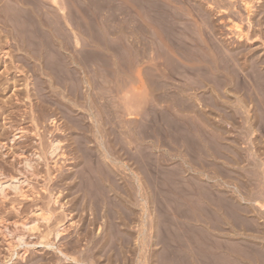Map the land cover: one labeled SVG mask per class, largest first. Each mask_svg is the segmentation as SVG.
Wrapping results in <instances>:
<instances>
[{
  "label": "rangeland",
  "instance_id": "374dc122",
  "mask_svg": "<svg viewBox=\"0 0 264 264\" xmlns=\"http://www.w3.org/2000/svg\"><path fill=\"white\" fill-rule=\"evenodd\" d=\"M245 1L252 0H0V168L19 176L26 157L33 164L21 184L29 196L12 190L0 195V264H75L55 247L39 243L49 238L77 258L87 254L80 264L95 262L93 252L100 254V264L113 255L116 261L123 258L121 264H146L157 253L154 264H264V85L258 81L264 67V0L249 4L250 21ZM236 50L240 56L235 59ZM202 65L211 66L209 74ZM231 65L240 71L234 74ZM252 94L257 104L242 101ZM233 97L234 103L228 99ZM175 100L181 108L180 102L190 100L195 111L178 108ZM216 100L229 105V112L245 110L237 119L223 117ZM181 123L186 124L181 128ZM188 137L195 140L190 154ZM53 139L61 146L55 155L48 150ZM216 144L225 149L221 155ZM39 206L52 209V220L31 212ZM23 220L38 223L31 229L21 225ZM61 224L57 240L54 228ZM21 235L36 244L27 248L18 241ZM190 235L199 244L189 241Z\"/></svg>",
  "mask_w": 264,
  "mask_h": 264
},
{
  "label": "bare ground",
  "instance_id": "6f19581e",
  "mask_svg": "<svg viewBox=\"0 0 264 264\" xmlns=\"http://www.w3.org/2000/svg\"><path fill=\"white\" fill-rule=\"evenodd\" d=\"M241 1H242V0H241ZM247 1H249V0H247ZM252 1H253V0H252ZM252 1H250V2H246V1H245V3L243 2V3L245 4L246 12L248 13V19H249V21H250V19H251L250 17L252 16V15H251V14H252V9H251L252 6H250L249 4H251ZM262 2H263V1H262ZM241 3H242V2H241ZM262 4H264V3H262ZM243 6H244V5H243ZM261 6H262V5H261ZM26 10H27V9H26ZM263 10H264V9H262V11H263ZM28 11H29V10H28ZM260 12H261V7H260ZM263 12H264V11H263ZM250 15H251V16H250ZM259 16H260V15H259ZM255 17H257V16H255ZM262 19H263V20H262L263 22H262V25H261V26H263V24H264V15H263ZM253 20H254V18H253ZM255 20H256V19H255ZM255 20H254V22H252V23H255ZM259 21H260V20H259ZM259 21H258V22H259ZM256 23H257V22H256ZM260 23H261V21H260ZM254 25H255V24H254ZM251 26H253V25L251 24ZM256 26H258V25H256ZM253 27H254V26H253ZM262 30H263V29H262ZM14 32H15V31H14ZM12 33H13V32H12ZM260 33H261V32H260ZM257 34H258V32H257ZM262 34H264V32H263ZM6 35H7V34H6ZM14 35H15V34L13 33V36H14ZM240 35H241V34H240ZM258 35H259V34H258ZM258 35H256V36L258 37ZM7 36H8V35H7ZM241 36H242V35H241ZM239 37H240V36H239ZM259 37H260V36H259ZM261 37H262V35H261ZM2 38H4V37H2ZM263 38H264V37H263ZM0 39H1V38H0ZM9 39H11V38H9ZM15 39H16V38H15ZM4 40H5V39H4ZM248 41L250 42V40H248ZM3 42H4V41H3ZM7 42H8V41H7ZM1 44H2V43H1ZM249 44H250V43H249ZM18 45H19V44H17V46H18ZM37 45H38V44H37ZM228 45H230V44H228ZM228 45H227V46H228ZM225 46H226V45H225ZM227 46L225 47V49L229 50V49L227 48ZM38 47H39V46H38ZM240 47H241V46H240ZM22 48H23V47H22ZM36 48H37V47H36ZM229 48H230V47H229ZM238 48H239V47H238ZM248 48H249V47H248ZM219 49H220V48H219ZM222 49H224V48H222ZM230 49H231V48H230ZM232 49H233V48H232ZM235 49H237V48L234 47L233 52L235 51ZM240 49H241V48H240ZM242 49H243V48H242ZM23 50H24V49H23ZM244 50H245V49H244ZM219 51H220V50H219ZM219 51H218V53H219ZM229 51H232V50H229ZM236 51H237V50H236ZM239 51H240V50H239ZM242 51H243V50H242ZM248 51H249V49H248ZM251 51H253V50L251 49ZM251 51H250V52H251ZM4 52H5V51H4ZM34 52H35V51H34ZM216 52H217V51H216ZM221 52H222V51H221ZM255 52H256V51H255ZM257 52H259V51H257ZM27 53H28V52H27ZM37 53H38V52H37ZM194 53H195V52H194ZM223 53H224V52L221 53L222 56H221V55H219V56H220V57H223V55L226 53V50H225V53H224V54H223ZM231 53H232V52H231ZM239 53H240V52H239ZM245 53H246V51H245ZM251 53H252V52H251ZM4 54H7V53H4ZM34 54H35V53H34ZM38 54H39V53H38ZM200 54H201V53H200ZM208 54H209V53H208ZM233 54H234V53H233ZM237 54H238V51H237V53L235 54V59H236ZM242 54H243V52H242ZM247 54H248V53H247ZM256 54H258V53H256ZM259 54H260V53H259ZM43 55H44V54H43ZM190 55H191V54H190ZM198 55H199V54H198ZM198 55H197V58H198ZM202 55H203V54H202ZM202 55H201V56H202ZM210 55H211V54H210ZM225 55H227L228 58L230 57V56H228V55H230V54H227V53H226ZM238 55H239V54H238ZM245 55H246V54H245ZM249 55H250V54H249ZM251 55H252V54H251ZM23 56H25V55H23ZM201 56H200V57H201ZM239 56H240V55H239ZM246 56H247V55H246ZM26 57H27V56H26ZM26 57L23 58L22 60H23V61H24V59L27 60L28 58H26ZM38 57H39V55H38ZM195 57H196V56H195ZM200 57H199V58H200ZM227 57H225V58H227ZM241 57H242V56H241ZM243 57H244V56H243ZM247 57H248V56H247ZM35 58H36V57H35ZM40 58H41V57H40ZM189 58L191 59V56H190ZM201 58H202L201 60H203V57H201ZM213 58H215V57H213ZM228 58H227V59H228ZM253 58H255V55H253ZM263 58H264V57H263ZM217 59H219V58L217 57ZM207 60H208V58H207V59L205 58V61H207ZM212 60H214V59H212ZM222 60H223V58H221L220 61H222ZM229 60H230V59H229ZM229 60H228V61H229ZM240 60H242V59H240ZM247 60L249 61V58H247ZM250 60H251V58H250ZM254 60H257V59L255 58ZM262 60H263V59H262ZM27 61H28V60H27ZM190 61L192 62V60H190ZM193 61H195V60H193ZM209 61H210V60H208L207 62H209ZM218 61H219V60H218ZM220 61H219V62H220ZM258 61H259V60H258ZM260 61H261V60H260ZM263 61H264V60H263ZM249 62H250V61H249ZM213 63H214V62H213ZM228 63H230V61H229ZM258 63H259V62H258ZM214 64H215V63H214ZM218 64H220V63H218ZM225 64H226V61H225ZM259 64H260V63H259ZM261 64H262V63H261ZM263 64H264V63H263ZM184 65H185V64H183V66H184ZM203 65H204V64H203ZM203 65H202L201 67L204 68ZM221 65H222V63H221ZM226 65H227V67H228V64H226ZM226 65H225V66H226ZM252 65H253V63H252ZM256 65H257V64H256ZM215 66H216V65H215ZM215 66H213V69L216 71L217 69L214 68ZM217 66H218V65H217ZM225 66H224V69H226ZM232 66H233V65H231V68H230V69L235 68V71L232 69V70H233L232 72L234 73V72L237 71V70H236V66H233V67H232ZM189 67H190V66H189ZM206 67H207V66H206ZM206 67H205V68H206ZM210 67H211V66H210ZM210 67H209L208 69H205V68H204L205 70H208V74H209V71H210ZM220 67H221V66H220ZM229 67H230V66H229ZM244 67H245V66H244ZM262 67H263V66H262ZM7 68H8V67H7ZM196 68H197V67H196ZM221 68H222V67H221ZM240 68H241V66H240ZM251 68H252V67H251ZM254 68H255V70H257V67H254ZM260 68H261V67H260ZM263 68H264V67H263ZM263 68H262L263 71H261V74L259 75V73H258V75H259L258 81H259V79H260V80L262 79L263 81H262V80H261V81L263 82V85H264V69H263ZM8 69H9V68H8ZM185 69H186V68H185ZM204 69H203V70H204ZM211 69H212V68H211ZM230 69H229V70H230ZM237 69H238V68H237ZM241 69L245 70V68H241ZM190 70H191V69H190ZM198 70H199V67L196 69V72H197ZM200 70H202V69L200 68ZM226 70L228 71V69H226ZM259 70H260V69H259ZM7 71H8V70H7ZM7 71H6V72H7ZM238 71H240V69H239ZM238 71H237L236 73H238ZM245 71H246V70H245ZM6 72H5V73H6ZM189 72H190V71H189ZM212 72H213V71H212ZM220 72H221V71H220ZM230 72H231V71H230ZM210 73H211V72H210ZM217 73H218V72H217ZM217 73H215L216 76H217ZM225 73H226V72H225ZM233 73H230L231 76L233 75ZM241 73H242V72H241ZM256 73H257V72H256ZM211 74H212V73H211ZM213 74H214V73H213ZM227 74H228V72H227ZM234 74H235V73H234ZM242 74H243V73H242ZM236 75H238V74H236ZM6 76H7V75H6ZM201 76H203V78L205 79L204 75H201ZM208 76H209V75H208ZM208 76H207V77H208ZM214 76H215V75H214ZM220 76H221V74H220ZM229 76H230V75H229ZM238 76H239V75H238ZM238 76H236L235 78H237ZM240 76H241V75H240ZM8 77H9V76H8ZM198 77H199V76H198ZM218 77H219V76H218ZM222 77H223V76H221L220 80H223V79H224V78L222 79ZM227 77H228V76H227ZM255 77H256V75H255ZM203 78H202V79H203ZM213 78H214V77H213ZM215 78H217V77H215ZM215 78H214V79H215ZM232 78H234V77H232ZM232 78H231V79H232ZM240 78H241V77H240ZM9 79H11V77H10ZM9 79H8V80H9ZM206 79H209V78H206ZM206 79H205V80H206ZM210 79H212V78H210ZM252 79L256 80L257 78H253V77H252ZM11 80H12V79H11ZM200 80H201V79H200ZM215 80H217V82H218L219 79H215ZM235 80H236V82H237V79H235ZM241 80H242V79H241ZM254 80H253V81H254ZM238 81H239V80H238ZM242 81H243V80H242ZM253 81H252V82H253ZM261 81H259V82H261ZM7 82H9V81H7ZM11 82H12V81H11ZM13 82H14V81H13ZM192 82H193V81H192ZM210 82H211V81H210ZM219 82H220V81H219ZM227 82H228V81H227ZM259 82H258V83H259ZM4 83H5V82H4ZM201 83H202V82H201ZM228 83H229V82H228ZM231 83H232V81H231ZM254 83H255V82H253V85H254V87H255V85H257V84H254ZM5 84H7V83H5ZM187 84H188V83H187ZM204 84H205V83H204ZM204 84H203V87H204ZM220 84H221V86L223 87V83H220ZM232 84H233V83H232ZM239 84H240V83H239ZM241 84H242V83H241ZM243 84H244V82H243ZM243 84H242V86H243ZM245 84H246V86L244 85L245 87L250 86L248 83H245ZM247 84H248V86H247ZM259 84H260V83H259ZM259 84L257 85V88L260 87ZM8 85H9V84H8ZM13 85H15V84H13ZM193 85H194V84H193ZM213 85H214V84H213ZM225 85H227V83H226ZM229 85H230V84H229ZM236 85H238V82H237ZM236 85H234L236 88H235V87H233V88H235L237 91H240L241 89L238 88V89H240V90H238ZM260 85H261V84H260ZM1 86H2V84H1ZM3 86H4V85H3ZM9 86H11V85H9ZM182 86H183V85H182ZM194 86H195V85H194ZM196 86H197V85H196ZM201 86H202V85H201ZM218 86H219V88H221L220 85H218ZM242 86H240V87L243 88L244 86H243V87H242ZM211 87H212V85H211ZM213 87H214V86H213ZM224 87H225V86H224ZM250 87H252V84H251ZM5 88H7V86H6ZM187 88H188V87H187ZM195 88H196V87H195ZM214 88H215V87H214ZM182 89H183V88H182ZM216 89H217V88H215V90H216ZM226 89H227V88H226ZM228 89L231 90L232 87H231V88L229 87ZM235 89H234V90H235ZM245 89H246V88H245ZM261 89H262V87H261ZM263 89H264V86H263ZM3 90H4V89H3ZM180 90H181V89H180ZM185 90H186V89H185ZM219 90H220V89H219ZM234 90H233V91H234ZM247 90H248V89H247ZM250 90H251V89H250ZM227 91H228V90H227ZM258 91H259V89H258ZM177 92H178V91H177ZM181 92H182V91H181ZM181 92H180V93L178 92V94H180V95L183 94V93H181ZM183 92H185V91H183ZM206 92H207V90H206ZM216 92H218V90H217ZM223 92H224V91H223ZM231 92H232V91H231ZM248 92H249V91H247V93H248ZM250 92L253 93L254 91H253V92L250 91ZM260 92H261V91H260ZM263 92H264V91H263ZM187 93H188V92H187ZM202 93H203V92H202ZM236 93H237V92H236ZM245 93H246V92H245ZM254 93H255V92H254ZM254 93H253V94H254ZM165 94H166V93H165ZM215 94H216V93H215ZM225 94H226V93H225ZM253 94L251 95V97H248V96H247L248 98H247V97H246V98H242V97H243V96H242V97H241L242 101H245V102L249 103V102H251V101L254 99V100H255V103L257 104V101H258L257 99H258V98L255 99L254 97H252ZM162 95H163V94H162ZM166 95H167V94H166ZM173 95H174V94H173ZM218 95H219V94H218ZM218 95H215V98H216V99H218V98H217ZM220 95H221V93H220ZM222 95H223V97H222ZM222 95H221V98H224V97H225L224 93H222ZM242 95H243V94H242ZM245 95H246V94H245ZM159 96H160V95H159ZM163 96H165V95H163ZM174 96H176V98L178 97V96L176 95V92H175V95H174ZM174 96H173L172 98H174ZM187 96H188V95H187ZM210 96H211V95H210ZM216 96H217V97H216ZM238 96H239V95H238ZM238 96H237V97H238ZM255 96H256V95H255ZM169 97H170V96H169ZM207 97L209 98V96H207ZM230 97H232V96H230ZM235 97H236V96H235ZM165 98H166V97H165ZM172 98H171V99H172ZM176 98H174V99H176ZM178 98H180V97H178ZM186 98L188 99V97H186ZM205 98H206V97H205ZM212 98H214V97H211L212 102H215V101H213ZM221 98H219V99H221ZM226 98H227V97H226ZM251 98H252V99H251ZM168 99H169V98H168ZM174 99H173V100H174ZM181 99H182V98H181ZM193 99H194V98H193ZM202 99H203V98H202ZM209 99H210V98H209ZM219 99H218V100H219ZM228 99H232V100H233L234 97H233V98H228ZM228 99H225V100L228 101ZM235 99H236V98H235ZM237 99H239V98H237ZM206 100H207L208 102H209V101L211 102V100H208V99H206ZM225 100H224V101H225ZM232 100H230V101H232ZM256 100H257V101H256ZM186 101L189 102L190 100H186ZM216 101H217V100H216ZM176 102L178 103V101L175 100L174 104H175ZM188 102L183 101L182 103L180 102L179 105H182V107H183V108L185 107L184 109H186L187 107L189 108V106L191 107L192 104H193V102H191L192 104H190V103H188ZM199 102H200V101H199ZM202 102H203V101H202ZM210 102H209L208 104H210ZM212 102H211V104H213ZM217 102H218V101H217ZM225 102H226V101H225ZM234 102H235V101L233 100L232 103H234ZM177 103H176L175 106H177ZM196 103L198 104L197 101H196ZM196 103H195V104H196ZM226 103H228V102H226ZM232 103H231V104H232ZM239 103H240V102H238L237 105H240ZM241 103H242V102H241ZM221 104L224 105L223 100H222V102H221V101L218 102V104L216 103L217 107L219 108V109H218V110H219V113L221 112L222 115H223V117L226 116V115H228V114H229L228 116L230 117V114H231L232 117H233L234 119H237V114L240 113V110H243V109H244V107L238 109V108H236V107L234 106L235 108H234V109H233V108L231 109L232 112H231V111L229 112V108H230L229 105L223 107V106H221ZM235 104H236V103H235ZM243 104H244V103H243ZM243 104H242V105H243ZM256 104H255V105H256ZM216 105H215V106H216ZM225 105H226V104H225ZM242 105H241V106H242ZM245 105H246V104H245ZM253 105H254V104H253ZM195 106H197V105H194V107L192 106V107H191L192 109H191V108H190V109H191L192 111H195V110H193L194 108H196ZM202 106H203V105H202ZM205 106H206V105H204V107H205ZM210 106H211V105H210ZM250 106H251V104H250L249 106H247V107H250ZM256 106H257V105H256ZM256 106H255V107H256ZM177 107H178V108H181L180 106H177ZM217 107H216V109H217ZM220 107H221V108H220ZM222 107H223V108H222ZM226 107H229L228 110H227ZM238 107H239V106H238ZM259 107H260V106H259ZM178 108H177V109H178ZM183 108H181V109H183ZM188 108H187V109H188ZM198 108H200V106H199ZM211 108H212V107H211ZM184 109H183V110H184ZM190 109H188V110H190ZM201 109H203V108L201 107ZM213 109H214V108H213ZM216 109H215V110H216ZM235 109H236V111H234ZM249 109H250V108H249ZM256 109H257V108H256ZM259 109H260V108H258V110H259ZM174 110H175V109H174ZM198 110H199V109H198ZM203 110H205V109H203ZM206 110H207V109H206ZM209 110H211V109H209ZM244 110H245V109H244ZM252 110H254V108H252ZM258 110H255V111H258ZM200 111H201V110H199V112H200ZM211 111H212V110H211ZM249 111H250V110H249ZM255 111H254V112H255ZM180 112H181V111H180ZM196 112H198V111L196 110ZM246 112H248V111H246ZM175 113H176V112H175ZM200 113L202 114V111H201ZM205 113H208V111H206ZM205 113H204V114H205ZM209 113H210V112H209ZM213 113H214V112H213ZM216 113H218V112L216 111ZM248 113H249V112H248ZM195 114H196V113H195ZM204 114H202V115H204ZM210 114H211V113H210ZM255 114H256V113H255ZM255 114H254V115H255ZM173 115H174V114H173ZM176 115H177V114H176ZM176 115H175V116H176ZM178 115H179V114H178ZM218 115H219V114H218ZM233 115H234L235 117H234ZM199 116H200V115H199ZM199 116H198V118H199ZM206 116H207V114H206ZM206 116H205V117H206ZM177 117H178V116H177ZM217 117H218V116H217ZM217 117H216V118H217ZM221 117H222V116H221ZM229 117H227V118H229ZM253 117H254V116H253ZM192 118H193V117H192ZM196 118H197V117H196ZM196 118H195V119H196ZM202 118H203V117H202ZM208 118H209V117H208ZM211 118H213V117H211ZM216 118H215V119H216ZM219 118H220V117H219ZM248 118H249V117H248ZM248 118H247V119H248ZM193 119H194V118H193ZM220 119H221V118H220ZM220 119H219V120H220ZM229 119H230V118H229ZM231 119H232V118H231ZM249 119H251V118H249ZM256 119H257V118H256ZM209 120H210V118H209ZM219 120H218V121H219ZM221 120H223V119H221ZM221 120H220L219 123H221ZM225 120H226V119H225ZM52 121H53V122L55 121V118H54V117H52ZM177 121H180V120H177ZM183 121H184V120H183ZM187 121H188V120H187ZM211 121H212V120H211ZM214 121H215V120H214ZM218 121H216V122H218ZM237 121H238V120H237ZM245 121H246V120H245ZM251 121H253V120L251 119ZM251 121L249 120L250 123H251ZM8 122H9V121H7L6 123L8 124ZM175 122H176V120L174 121V123H175ZM181 122H182V121H181ZM191 122H192V121H191ZM216 122H215V123H216ZM246 122H248V120H247ZM255 122H256V121H255ZM186 123L188 124V122H186ZM186 123H185V124H186ZM195 123H196V122H195ZM213 123H214V122H213ZM241 123H242V122H241ZM179 124H180V123H176V125H179ZM185 124H182V123H181V125H182L181 128L184 127ZM216 124L218 125V123H216ZM226 124H227V123H226ZM11 125H12V124H11ZM228 125H229V124H228ZM174 126H175V125H174ZM221 126H222V125H220V126L218 125V126H216V127L219 128V127H221ZM229 126H230V125H229ZM229 126H228V127H229ZM56 127H57V126H56ZM189 127H190V126H189ZM193 127H195V126L193 125ZM202 127H203V126H202ZM228 127H227V128H228ZM230 127H231V126H230ZM254 127H255V126H254ZM57 128H58V127H57ZM181 128H180V129H181ZM191 128H192V126H191ZM191 128H190V129H191ZM193 129H194V128H193ZM58 130H59V128H58ZM178 130H179V129H178ZM174 131H176V129H174ZM191 131H192V130H191ZM254 131H255V130H254ZM233 138H234V137H233ZM15 139H16V134H14V135L10 138L11 141H13V140H15ZM254 139H255V138H254ZM111 140H112V139H111ZM172 140H173V139H172ZM185 141H186L187 145H188V143H190L189 146H188V149L186 150L187 153L190 154V152H191V151H190V148H191L192 146H194L193 143L195 142V140H194V138L188 137V139H186ZM263 141H264V140H263ZM174 142H175V141H174ZM115 143H116V142H115ZM214 143H216V142H214ZM120 145H121V144H120ZM216 145H217V144H216ZM1 146H2V145H1ZM112 146H113V145H112ZM200 146H201V145H199V147H200ZM202 146H203V145H202ZM213 146H214V145H213ZM255 146H256V145H255ZM106 147H107V146H106ZM115 147H116V146H115ZM189 147H190V148H189ZM197 147H198V146H197ZM204 147H205V146H204ZM60 148H61V146H60V141H59L58 139H53V140L51 141L50 148H49L48 150H49V153H50L51 155H55V154H58V151H59ZM200 148H201V147H200ZM223 148H224V147H222V149H220V147H218V145H217V149H216V150H217L218 153L220 154V152H223V151L225 150V149H223ZM257 148H259V147H257ZM84 149H85V148H84ZM108 149H109V148H108ZM121 149H122V147H121ZM112 150H113V148H112ZM222 150H223V151H222ZM228 150H229V149H228ZM83 151H84V150H83ZM108 151H109V150H108ZM120 152H121V151H120ZM121 153H122V152H121ZM125 153H126V152H125ZM125 153H124V154H125ZM256 153H257V152H256ZM86 155H87V154H86ZM129 155H130V153H129ZM174 155H175V154H174ZM220 155H221V154H220ZM227 155H228V154H227ZM120 156H123V155H120ZM131 156H132V155H131ZM216 156H217V155H216ZM96 157H97V156H96ZM194 157H195V156H194ZM218 157H219V155H218ZM218 157H217V159H218ZM222 157H224V155H223ZM98 158H99V157H98ZM121 158H122V157H121ZM124 160H125V159H124ZM193 160H194V159H193ZM224 160H225V158H224ZM232 160H233V159H232ZM194 161H195V160H194ZM241 161H242V160H241ZM225 162H226V161H225ZM104 163H105V162H104ZM241 165H242V164H241ZM105 166H106V165H105ZM2 167H3V166H2ZM103 167H104V166H103ZM115 167H116V166H115ZM32 168H33V164L30 162V160H29L27 157H26V158L24 159V161H23V168H21V169L18 168V171H19V174H20L19 176H15V175L12 174V173H11V174H9V173L6 174V173L2 170V168H0V195H1V196H7V194H8V190H12L14 193H16V194H18V195H20V196H29V195H27V192H26L25 190H23L21 184H22L24 181H27V175H26V173H29V172L32 170ZM117 168H120V167H117ZM99 169H100V168H99ZM104 169H105V168H104ZM108 169H109V168H108ZM122 169H123V168H122ZM135 169H136V168H135ZM32 171H33V170H32ZM181 171H182V170H181ZM109 172H110V170H109ZM30 173H32V172H30ZM111 174H112V173H111ZM111 174H110V175H111ZM136 174H137V173H136ZM102 175H103V174H102ZM199 175H200V174H199ZM199 175H198V176H199ZM122 176H123V175H122ZM139 176H140V175H139ZM232 176H233V175H232ZM115 177H116V176H115ZM138 179H140V178L135 179V181L138 180ZM120 181H121V180H120ZM123 183H124V182H123ZM137 183H138V182H137ZM112 184H113V183H112ZM69 185H71V184H69ZM197 186H198V185H197ZM69 187H71V186H69ZM72 187H73V186H72ZM72 187H71V189H72ZM119 188H120V187H119ZM235 188H236V187H235ZM107 190H108V189H107ZM90 191H91V190H90ZM136 191H137V190H136ZM141 191H142V190H141ZM96 192H97V191H96ZM186 192H187V191H186ZM200 192H202V191H200ZM212 192H213V191H212ZM107 193H108V192H107ZM205 193H206V192H202L200 195H204V197H205V196H207ZM83 194H84V193H83ZM91 194H92V193H91ZM185 194H186V193H185ZM213 194H215V193L213 192ZM106 195H108V194H105V196H106ZM50 196H51V195H50ZM80 196H81V195H80ZM87 196H88V195H87ZM90 196H91V195H90ZM105 196H104V197H105ZM108 196H109V195H108ZM8 197H9V196H8ZM93 197H94V196H93ZM113 197H114V196H113ZM142 197H143V196H142ZM33 198H34V197H33ZM37 198H38V196H37ZM40 198H41V197H40ZM40 198H39V199H40ZM95 198H96V196H95ZM99 198H100V197H98V200L96 201V203L99 201ZM106 198H107V197H106ZM108 198H110V197H108ZM205 198H206V197H205ZM52 199H53V201H54L55 203L59 202V201H58L59 198H58L56 195H54V196L52 195ZM79 199H80V198H79ZM84 199H85V198H84ZM148 199H149V198H148ZM206 199H207V201H208L209 199L212 200V196L209 195L208 198H206ZM3 200H4V199H3ZM5 200H6V199H5ZM104 200H105V199H104ZM107 200H108V199H106V201H107ZM115 200H116V199H115ZM213 200H214V199H213ZM213 200H212V201H213ZM53 201H52V202H53ZM79 201H80V200H79ZM83 201H85V200H83ZM83 201L81 200V202H83ZM212 201H211L210 203H213L214 201L216 202L217 200H214L213 202H212ZM86 202H87V201H86ZM215 202H214V203H215ZM87 203H88V202H87ZM100 203H101V202H100ZM100 203H99V204H100ZM103 203H104V201H103ZM203 203H205V202H203ZM217 203H218V202H217ZM61 204H62V203H61ZM93 204H94V203H93ZM97 204H98V203H97ZM105 204H106V203H105ZM115 204H116V203H115ZM206 204H208V203H206ZM82 205H83V204H82ZM84 205H85V204H84ZM90 205H91V204H90ZM90 205H89V206H90ZM102 205H103V204H102ZM106 205H107V207H108V204H106ZM190 205H191V204H190ZM218 205H219V204L216 205V203H215V206H218ZM237 205H238V204H237ZM15 206H16V205H15ZM37 206H38V205H37ZM87 206H88V205H87ZM91 206H92V205H91ZM95 206H96V207H95ZM98 206H99V205H98ZM98 206H97L96 204H94V207L97 209V211L99 210V209L97 208ZM110 206H111V205H110ZM121 206H122V205H121ZM202 206H203L205 209H207L206 211H209V208L207 207L208 205H205V206L202 205ZM213 206H214V204H213ZM19 207H20V206H19ZM19 207L17 206L16 209L18 210ZM21 207H22V206H21ZM105 207H106V206H105ZM118 207H119V206H118ZM124 207H125V206H124ZM222 207H223V206H222ZM226 207H227V206H226ZM230 207H231V206H230ZM33 208H34V207H33ZM33 208H32V209H33ZM62 208H63V207H62ZM85 208H86V207H85ZM87 208H88V207H87ZM120 208H121V207H120ZM211 208H212V207H211ZM217 208H219V207H217ZM16 209H15V210H16ZM22 209H23V208H22ZM69 209H70V208H69ZM83 209H84V208H83ZM88 209H89V208H88ZM118 209H119V208H118ZM17 210H16V211H17ZM67 210H68V208H67ZM86 210H87V209H86ZM94 210H95V209H94ZM121 210H122V209H121ZM123 210H124V209H123ZM123 210H122V211H123ZM218 210H219V209H218ZM69 211H70V210H69ZM71 211H72V209H71ZM71 211H70V212H71ZM128 211H129V209H128ZM219 211H220V210H219ZM17 212H18V211H17ZM31 212L37 213V215H40V217H41L44 221H47V222H49L50 220H52V218L54 217V213L52 212V209H49V208H45V209H44V207H43V209H42V206L35 207ZM108 212H110V209L108 210ZM108 212H107V210H106L107 215L110 216V214H108ZM209 212H210V211H209ZM112 213H114V212H112V210H111V214H112ZM122 213H123V212H122ZM133 213H134V212H133ZM231 213H232V212H230V215H231ZM252 213H253V212H252ZM32 214H33V213H32ZM99 214H102V213H99ZM99 214H98V216H100ZM193 214H194V213H193ZM193 214H190L192 219H193V217L195 218V214H194V215H193ZM234 214L236 215L235 212H234ZM234 214L232 213L233 216H234ZM4 216H5V215H4ZM98 216H97V217H98ZM108 216H107L106 219L109 220L110 225H111V224H114L113 222L111 223V221H112L113 219H112V218L109 219ZM119 216H120V215H119ZM129 216H130V215H129ZM196 216H197V215H196ZM199 216H200L201 221L204 222V221H205V218H204L203 216H201V215H199ZM199 216H198V218H199ZM21 217H22V216H21ZM36 217H37V216H36ZM95 217H96V216H95ZM95 217H94V218H95ZM102 217H103V216H102ZM121 217H122V216H121ZM123 217H124V216H123ZM127 217H128V216H127ZM211 217H212V215H211ZM231 217H232V216H231ZM246 217H247V216H246ZM2 218H3V217H2ZM2 218H0V220H1ZM115 218H116V217H115ZM234 218H235V217H234ZM234 218H233V219H234ZM240 218H241V217H240ZM37 219H38V217H37ZM88 219H89V218H88ZM97 219H99V217H98ZM111 219H112V220H111ZM125 219H126V218H124V220H125ZM196 219H197V218H196ZM34 220H35V219H33L32 221H34ZM92 220H93V219H92ZM110 220H111V221H110ZM120 220H123V219H120ZM120 220H118V221H120ZM193 220H194V219H193ZM198 220H199V219H198ZM198 220H197V222H200V221H198ZM248 220H249V219H248ZM2 221H3V220H2ZM2 221H1V222H2ZM23 221H24V220H23ZM30 221H31V220H30ZM38 221H39V220H38ZM94 221H95V220H94ZM104 221H105V220H104ZM6 222H7V221H6ZM87 222H88V221H87ZM87 222H86V223H87ZM95 222H96V221H95ZM97 222H98V220H97ZM120 222H121V221H120ZM123 222H124V221H123ZM123 222H121L120 224L122 225V224H125V223H126V222H124V223H123ZM222 222H223V221H222ZM19 223H20V222H19ZM19 223H18V224H19ZM21 223H22L21 225H22V226H25L26 228L34 229L36 223H38V222H34V223H33V222H29V221L25 220L24 222H21ZM89 223H90V222H89ZM89 223H88V224H89ZM92 223H93V222H92ZM92 223H91V225H92ZM101 223H102V222H101ZM130 223H131V222H130ZM154 223H155V222H154ZM205 223H206V221H205ZM207 223H208V222H207ZM18 224H17V225H18ZM93 224H94V223H93ZM96 224H97V223H96ZM96 224H95V225H96ZM156 224H157V223H156ZM156 224H153V225H156ZM190 224H191V223H189V225H190ZM5 225H6V224H5ZM10 225H11V224H10ZM17 225H16V226H17ZM84 225H85V224H84ZM116 225H118V224H116ZM116 225H114V227H115ZM121 225H120V226L118 225V226L121 227ZM125 225L127 226L128 223L125 224ZM137 225H138V224H137ZM193 225H194V224H193ZM199 225H200V224H199ZM202 225H203V224H202ZM235 225H236V224H235ZM97 226H98V225H97ZM100 226H101V225H100ZM191 226H192V225H191ZM197 226H198V225H197ZM236 226H237V225H236ZM57 227H58V228H56V227L54 228V231H55V236H56V238H57V240H58V238L60 237L61 233H63L62 231L64 230V229H63L64 227H63L62 224L59 225V226H57ZM107 227H108V224H107ZM119 227L116 226L115 229H118L119 231H121ZM139 227H140V226H139ZM193 227H194V226H192V228L190 227V229H193ZM195 227H196V226H195ZM200 227H202V226H200ZM208 227H209V224H208ZM214 227L219 228L218 225H214ZM112 228H113V227H112ZM136 228H137V227H136ZM144 228H145V227H144ZM144 228H143V229H144ZM157 228H158V226H157ZM202 228L204 229V226H203ZM206 228H207V227H206ZM212 228H213V227H212ZM229 228H230V227H229ZM85 229H86V228H85ZM88 229H90V228H88ZM92 229H93V228H92ZM100 229H101V227H100ZM108 229H109V227H108ZM115 229H112V230H115ZM219 229H220V228H219ZM11 230H12V229H11ZM13 230H14V228H13ZM36 230H37V229H36ZM109 230H111V229H109ZM153 230H154V228H153ZM155 230H156V229H155ZM204 230H206V229H204ZM213 230H214V229H213ZM81 231H82V230H81ZM89 231H90V230H89ZM141 231H142V230H141ZM206 231H207V230H206ZM208 231H209V230H208ZM4 232H6V233H8V234H12V233L10 232V230L8 229V227H6V226H4ZM82 232H83V231H82ZM93 232H94V231H93ZM126 232H127V231H126ZM128 232H129V231H128ZM130 232H131V231H130ZM209 232H210V231H209ZM222 232H223V231H222ZM2 233H3V231H2ZM6 233H5V234H6ZM88 233H89V232H88ZM215 233H217V232H215ZM218 233H219V232H218ZM3 234H4V233H3ZM40 234H42V233H40ZM45 234H46V233H44V236H45ZM48 234L51 235V232H48L46 235H48ZM84 234H85V232H84ZM131 234H132V233H131ZM212 234H213V233H212ZM212 234H210V235H212ZM224 234H225V233H224ZM230 234H231V233H230ZM12 235H13V234H12ZM12 235H10L11 238H12ZM110 235H111V234H110ZM110 235H109V236H110ZM118 235H119V234H118ZM155 235H156V233H155ZM201 235H202V234H201ZM204 235H205V234H204ZM204 235H202V236H204ZM5 236H6V235H5ZM7 236H8V235H7ZM39 236H40V235H39ZM41 236H42V235H41ZM89 236H90V235H89ZM91 236H92V235H91ZM105 236H106V235H105ZM151 236H152V235H151ZM199 236H200V235H199ZM206 236L209 237V234L206 235ZM13 237H14V236H13ZM48 237H49V235H48ZM81 237H82V236H81ZM86 237H87V236H86ZM189 237H191V238H190L191 240H189V241H192V240H193L192 243L195 244L196 241H194V239H196V237L192 238L193 236H191V235H190ZM7 238H8V237H7ZM9 238H10V237H9ZM9 238H8V240H10ZM15 238H17V237H15ZM43 238H44V237H43ZM91 238H92V237H91ZM103 238H104V237H103ZM152 238H153V237H152ZM197 238H198V236H197ZM212 238H213V237H212ZM46 239H47V238H46ZM49 239H50V238H49ZM49 239H48V242H46L44 239H42V240H40V241L37 240V242L39 241V243H41L42 245H47V247H55V249L58 251V253H60L61 256H63L64 259H67V260H70V261H72V262H75V264H80V263H82V262H83V263H84V262L86 263V261H84V258H85V256H86L87 254H84V253H83L84 251L82 252V253H83V256H82V257H84V258H82V257H78V258H79V259H78L77 257H75V256H73V255H70L71 253L67 250L68 247H67L66 250L68 251L69 254L66 253V252H65L66 250H64V249L62 248L63 245H61L62 247L56 245V244H58V241H56V240L53 238V240H55V241L57 242V243L55 244V243H52V241H51L52 239L50 240L51 242L49 241ZM140 239L142 240V238H140ZM199 239H200V238H198V240H199ZM205 239H207V238H205ZM107 240L109 241V239H108V235L105 237V240H104L105 243H102V244H104V246H105V244H107V242H108ZM128 240H129V239H128ZM141 240H139V241L141 242ZM154 240H155V239H154ZM16 241H17V240H16ZM18 241H19L20 243L25 244V245L27 246V248H28V245L31 244V243L27 242V240H26L24 237H22V235H21V236H18ZM87 241L90 242V240H87ZM96 241H98V240L96 239ZM10 242H13V241L11 240ZM19 242H18V243H19ZM79 242H80V241H79ZM102 242H103V241H102ZM133 242H134V241H133ZM198 242H199V241H198ZM198 242H196V243H198ZM248 242H249V240H248ZM93 243H94V242H93ZM95 243H96V242H95ZM95 243H94V244H95ZM97 243H98V242H97ZM100 243H101V242H100ZM142 243H143V242H142ZM154 243H155V242H153V245H154ZM206 243H207V242H206ZM215 243H216V242H215ZM12 244H13V243H12ZM34 244H36V243H33V245H34ZM41 244H40V245H41ZM61 244H62V243H61ZM88 244H89V243H88ZM91 244H92V243H91ZM145 244H146V243H145ZM189 244H190V243H189ZM198 244H199V243H198ZM9 245L11 246V244H9ZM17 245H18V244H17ZM19 245H20V244H19ZM19 245H18V246H19ZM31 245H32V244H31ZM33 245H32V246H33ZM55 245H56V246H55ZM58 245H59V244H58ZM69 245H70V244H69ZM72 245H73V244H72ZM107 245H108V244H107ZM196 245H197V244H196ZM202 245H203V244H202ZM14 246H16V245H14ZM18 246H16V247H18ZM77 246H78V245H77ZM93 246H94V245H93ZM112 246H113V245H112ZM117 246H118V245H117ZM131 246H132V245H131ZM131 246H130V247H131ZM133 246H135V245H133ZM154 246H155V245H154ZM191 246H192V245H191ZM124 247H125V246H124ZM136 247H137V246H136ZM189 247H190V246H189ZM214 247H215V246H214ZM224 247H225V246H224ZM7 248H8V247H7ZM14 248H15V247H14ZM27 248H26V249H27ZM104 248H105V247H104ZM200 248H201V247H200ZM227 248H228V247H227ZM249 248H250V247H249ZM10 249H11V248H10ZM15 249H16V248H15ZM69 249H70V247H69ZM92 249H93V248H92ZM125 249H126V248H125ZM8 250H9V249H8ZM12 250H13V249H12ZM12 250H11V251H12ZM118 250H119V249H117V251H116V253H117L116 256H117L118 254H120V251H118ZM153 250H155V248H154ZM15 251H16V250H15ZM27 251H28V250H27ZM100 251H101V250H100ZM114 251H115V250H114ZM129 251H130V250H129ZM205 251H206V250H205ZM207 251H208V249H207ZM207 251H206V252H207ZM9 252H10V250H9ZM106 252H107V251H106ZM106 252H105V250H104L105 255H108V253H106ZM12 253H13V251H12ZM12 253L10 252V254H12ZM25 253H26V252H25ZM82 253H81V254H82ZM91 253H92V252H91ZM97 253H99V252H97ZM102 253H103V252H102ZM102 253H101V256H102ZM104 253H103V254H104ZM141 253H142V252H141ZM202 253H203V252H202ZM72 254L75 255L76 253H72ZM79 254H80V253H79ZM79 254H78V256H79ZM114 254H115V253H114ZM149 254H150V252H149ZM158 254H159V253H157V255L152 256L151 258H150L149 255H147V256H149V258H150V259H148V258L146 257V258L149 260V264H150V263L154 264L155 262L158 263V259H157ZM199 254H200V252H199ZM90 255H91V254H90ZM99 255H100V254H99ZM99 255L94 254V252H93V254H92L91 256L93 257L94 260H96V261L98 262L99 260H101V259L97 260ZM105 255H104V257H107V256H105ZM24 256H25V255H24ZM76 256H77V254H76ZM91 256H90V260H91V262H92V258H91ZM108 256H109V255H108ZM121 256H122V255H121ZM207 256H208V255H207ZM57 257H58V256H57ZM86 257L89 258V256H86ZM99 257H100V256H99ZM102 257H103V256H102ZM112 257L115 258L114 255H113ZM112 257H111V259H110L109 257L106 258V259H107V260L109 259L111 262H113L114 260L116 261V259L113 260ZM122 257H125V256H122ZM11 258H12V257H11ZM25 258H26V257H25ZM80 258L83 259V260H81ZM88 258H87V259H88ZM116 258H117V261H119L120 259H123V258H121V257L118 258V256H117ZM146 258H145V259H146ZM186 258H187V257H186ZM104 259H105V258H104ZM106 259H105V260H106ZM130 259H131V258H130ZM139 259H140V258H139ZM143 259H144V258H143ZM143 259H142V260H143ZM85 260H86V259H85ZM105 260H103V262H104ZM107 260H106V263H107ZM124 260H125V258H124ZM127 260H129V259L126 258L125 261L127 262ZM148 260H146V261L144 260V261L146 262V264H147V261H148ZM156 260H157V261H156ZM87 261H88V260H87ZM96 261H95V262L93 261V262L90 263V264H98L99 262H101V261H99L98 263H96ZM110 261H109V262H110ZM117 261H116V262H117ZM188 261H190V258H189ZM197 261H198V260H197ZM201 261H202V260H201ZM35 262H36V261H35ZM116 262H115V263H116ZM120 262H122V261H119V263H120ZM123 262H124V261H123ZM123 262H122V263H123ZM236 262H237V261H236ZM36 263H37V262H36ZM36 263H35V264H36ZM106 263H105V264H106ZM117 263H118V262H117ZM124 263H125V262H124ZM142 263H143V262H142ZM142 263L139 262L138 264H142ZM37 264H39V263H37ZM99 264H100V263H99ZM103 264H104V263H103ZM109 264H110V263H109ZM111 264H112V263H111ZM113 264H114V263H113ZM120 264H121V263H120Z\"/></svg>",
  "mask_w": 264,
  "mask_h": 264
}]
</instances>
